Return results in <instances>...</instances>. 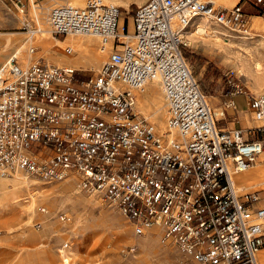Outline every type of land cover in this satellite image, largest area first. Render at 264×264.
I'll return each instance as SVG.
<instances>
[{"label":"built area","instance_id":"obj_1","mask_svg":"<svg viewBox=\"0 0 264 264\" xmlns=\"http://www.w3.org/2000/svg\"><path fill=\"white\" fill-rule=\"evenodd\" d=\"M24 2L14 0L21 14ZM247 5L264 10V0L231 9L209 0H147L131 28L104 0L50 8L52 37H94L106 60L90 76L17 58L0 67V179L18 173L56 184L75 176L81 193L116 206L135 236L172 243L184 264H258L264 208L255 206L259 193L235 178L264 154V95L246 103L255 127L222 129L183 54L196 20L245 32ZM152 83L162 90L165 131L135 111L133 92ZM240 94L235 86L221 116L236 111Z\"/></svg>","mask_w":264,"mask_h":264},{"label":"rangeland","instance_id":"obj_2","mask_svg":"<svg viewBox=\"0 0 264 264\" xmlns=\"http://www.w3.org/2000/svg\"><path fill=\"white\" fill-rule=\"evenodd\" d=\"M70 1L72 0H25V11L21 14L16 9L14 0H0V67L17 50H22L24 47L23 54L17 58L19 65L42 61L80 70L83 76L96 74L106 60V55L98 53L96 38L88 39L80 36L54 38L50 35L46 22L49 9ZM80 1L82 5L85 2V0ZM146 1L104 0L121 9V19L129 25V28H131L133 12ZM231 2L232 0L226 1L219 6L231 9L235 6H231ZM249 9L255 8L247 5L243 11L246 13L250 11ZM258 11L263 12V16L264 10ZM249 19L251 31L248 35L243 34L244 28L231 31L215 25L216 28H213L214 26L210 24L208 26L218 33L214 34L213 38L204 34L190 37L193 29H189L187 31L189 34H185L189 47L184 48V57L214 113L220 111L222 103L227 100L235 86L244 93L233 97L239 109L247 108V105L243 104V99L247 103L250 97L264 95V20L259 18L261 22L255 25L251 21V16ZM40 28L46 31L47 35L44 34L43 38L40 35L30 36L33 31ZM207 32L210 33L209 30ZM224 39L228 40V45H225ZM46 40L50 45L49 53L43 50L42 42ZM56 41L63 42L64 45H58ZM88 42H93L90 44L91 51L79 47L80 44ZM31 47L35 48L33 54L28 51ZM67 47L72 48L70 55L65 52ZM244 53L250 54L248 57H243ZM65 56L74 57L77 62L83 59L84 61L80 66H71L75 64ZM98 56L99 59L96 58ZM255 63H259L262 67L257 74L247 78L238 74V68L248 70L254 68ZM151 85L159 101L152 99L154 93L148 92L147 87L142 94L133 92L137 96L136 108L146 112V105H149L151 110L146 112L144 117L155 124L158 130L165 131L166 127L162 128V125L167 118V109L162 90L158 84ZM156 106L161 107L163 113L155 116L153 110ZM150 116L154 117L150 119ZM228 117L226 115L225 119L217 118L218 125L226 127L231 122ZM235 128H239L238 125ZM261 163L264 164V154L255 165ZM262 168L264 169V165ZM78 182L75 176L56 184H44L29 179L28 189L25 190V188H16L15 176L0 179V199L5 198L3 189H6L7 194L9 193L6 201L9 199L8 201L15 202L14 199L19 197L31 201L29 196L34 194V203L37 205L32 210L27 206L29 217L25 216L13 222L8 230V226L0 224V264H63L64 260L69 264H184L185 258L172 243H159L158 236L154 234L145 237L135 236L131 223L116 206L81 193ZM43 191L45 192L39 195ZM41 208H44V211L40 210ZM61 214L69 217L70 221L68 223L60 221ZM23 228L28 237H35L36 240L26 241ZM66 242L69 243L70 248L67 251H60L61 246ZM132 247L134 251L130 252Z\"/></svg>","mask_w":264,"mask_h":264},{"label":"bare ground","instance_id":"obj_3","mask_svg":"<svg viewBox=\"0 0 264 264\" xmlns=\"http://www.w3.org/2000/svg\"><path fill=\"white\" fill-rule=\"evenodd\" d=\"M210 2H212V3H214V4H216V6H219L218 4H217V2H216V0H209ZM65 3H68V2H65ZM70 4H73V5H77V6H83L82 5V3H81V1L80 0H72V1H70L69 2ZM107 3V2H106ZM110 4V3H109ZM237 5V4H236ZM220 7H222V6H220ZM250 20V19H249ZM46 22H47V19H46ZM194 24L196 25L195 26V28H193V32H192V34L190 35V37H193L194 35H196V34H198V35H205V36H209V37H211V38H213L214 37V34H218L216 31H213L212 29L213 28H216L214 25H212V24H210L211 26H214L213 28L211 27V26H208V24L204 21V20H196L195 22H194ZM209 30V32L211 33V35H209L210 33H208L207 31ZM250 31H251V29H250V26H249V21H248V23H247V25H246V30H245V32L243 33V34H246V35H248L249 33H250ZM216 32V33H215ZM44 34H46V31H44V30H42L41 28L39 29V30H37V31H33L31 34H30V36H38V35H40V37L41 38H43V36H44ZM187 34H189V33H187ZM186 34V35H187ZM47 35V34H46ZM45 35V36H46ZM186 35H185V37H186ZM216 36V35H215ZM88 38H90V36H87ZM217 37V36H216ZM187 37H186V39H185V43L187 44ZM226 44L225 45H228V40L226 39H224L223 40ZM43 44V50H44V52L45 53H49V51H50V45H49V42L46 40V41H44V42H42ZM56 43L58 44V45H64V43L63 42H59V41H56ZM90 44L91 43H87V44H80L79 45V47H81V48H84L85 50H87V51H91V48H90ZM23 49H24V47L22 48V50H17L16 52H15V54L11 57V58H19L22 54H23ZM245 52H247V51H245ZM99 53V55H103V56H105V54H103V53H101V52H98ZM222 53H224V52H222ZM250 54V53H249ZM249 54H247V53H244V54H242V56L243 57H248L249 56ZM59 55V54H58ZM62 56V55H61ZM226 56V55H225ZM10 58V59H11ZM65 58L67 59V60H69V61H71V63L72 64H75V65H71V66H80V63L82 62V61H84V59L82 60V61H79V62H77L76 60H74V57H71V56H65ZM97 59H99V56L98 57H96ZM9 59V60H10ZM8 60V61H9ZM65 60V59H64ZM7 61V62H8ZM73 61V62H72ZM75 62V63H74ZM70 63V62H69ZM68 63V64H69ZM262 67L260 66V64L259 63H255V65H254V68H250V69H246V70H244L243 68H238L237 69V72H238V74L241 76V77H245V78H247V77H250V76H252V75H255V74H257L258 72H260V69H261ZM152 84H156V83H152ZM151 85V84H150ZM149 86V85H148ZM147 86V87H148ZM146 87V88H147ZM145 88V89H146ZM145 91V90H144ZM134 93H137V92H134ZM137 94H139V93H137ZM136 95V94H135ZM164 99V98H163ZM137 105V104H136ZM136 108V107H135ZM136 111H137V109H136ZM138 113V112H137ZM160 113H163L162 112V108L160 107V108H157L156 109V111L153 113L155 116L156 115H158V114H160ZM140 114V113H139ZM152 117H154V116H150L149 118L150 119H152ZM166 127V121H165V123H164V125H162V128H165ZM250 170V169H249ZM248 170V171H249ZM247 172V171H246ZM245 173V172H244ZM17 175H19V176H17ZM15 176V178H16V188H18V189H21V188H25V190L26 189H28V184H27V180H29V179H31V178H28V177H26V176H24V175H22V174H15L14 175ZM22 176V177H21ZM73 178V177H72ZM66 187H68V186H66ZM70 188H71V186H69ZM3 192H4V195H5V198L4 199H0V224L2 225V226H8L7 227V230L10 228V226L12 225V223L13 222H15V221H17L18 219H23V217H29V209L30 210H32V208L36 205L35 203H34V194H31L30 196H29V199H31V201H28V198H25V197H19V198H17V199H14V200H16L15 202H10V201H6V197L8 196V194H7V192H6V189H3ZM45 191H43V192H41L39 195H42L43 193H44ZM29 204V205H26V204ZM28 206V210H27V207ZM37 206V205H36ZM35 208V207H34ZM31 212V211H30ZM22 222V221H21ZM20 223V222H19ZM93 229V228H92ZM23 233L24 234H26V230L23 228ZM26 241L27 240H29V241H31V242H33V241H35L36 240V238L35 237H33V238H30V237H28V235L26 234ZM24 239V238H23ZM158 242L160 243V240H158ZM64 263H66V260H64V262H63V264ZM66 264H69V263H66Z\"/></svg>","mask_w":264,"mask_h":264},{"label":"crops","instance_id":"obj_4","mask_svg":"<svg viewBox=\"0 0 264 264\" xmlns=\"http://www.w3.org/2000/svg\"><path fill=\"white\" fill-rule=\"evenodd\" d=\"M226 1H231V0H217V4L220 5ZM240 1L241 0H234V1L232 0L231 6L238 4ZM255 9H257V8H255ZM259 18L264 20V14L262 17L259 16L258 18H256L255 16L254 17L251 16V21H253V24L258 25L261 22ZM88 43H90V42H88ZM91 43H93V42H91ZM213 53H214V51H213ZM147 90H148V92L154 93L153 98H152L154 101H157V100L159 101V97L153 91L154 90L153 85L148 86ZM226 99H228V98H226ZM243 100H244L243 104H245V106H246V101H245V99H243ZM234 102H235V100H234ZM235 105H236V111H226L223 113L222 116H221V110H222L221 108H220V111L217 110L215 112L217 118L225 119V116L227 115V116H229L228 119L231 120V122L226 127H221V126L220 127L222 129H231V128H235L236 125H238V127L243 129V130L255 127L256 123L252 121L251 114L249 113L248 108L239 109L237 107L236 102H235ZM157 108H160V107L156 106L155 109L153 110V113L156 111ZM136 109H137L138 113L145 116L146 112L147 113L150 112L151 107L149 105H146V112L139 109L138 107ZM235 120H237V122ZM262 165H264V164L261 163L260 165H255L249 171H247V172H245V173H243V174H241L235 178L236 184L239 185V187L244 189L245 191L262 190V191H257L259 193V197H260V200L255 205L257 208H264V169L262 168ZM257 263L258 264H264V239L262 242V246H261V248L258 252V255H257Z\"/></svg>","mask_w":264,"mask_h":264},{"label":"trees","instance_id":"obj_5","mask_svg":"<svg viewBox=\"0 0 264 264\" xmlns=\"http://www.w3.org/2000/svg\"><path fill=\"white\" fill-rule=\"evenodd\" d=\"M243 2V1H242ZM250 11L249 12H246L245 14H247L248 16H254V15H257V16H262V13L263 12H259L258 10L259 9H249ZM59 38V37H57Z\"/></svg>","mask_w":264,"mask_h":264}]
</instances>
